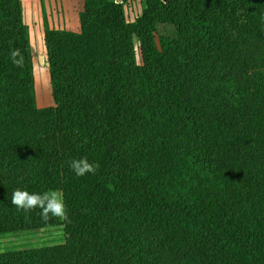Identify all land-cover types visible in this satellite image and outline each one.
Listing matches in <instances>:
<instances>
[{
	"label": "trees",
	"instance_id": "obj_1",
	"mask_svg": "<svg viewBox=\"0 0 264 264\" xmlns=\"http://www.w3.org/2000/svg\"><path fill=\"white\" fill-rule=\"evenodd\" d=\"M127 1L83 0L75 31L43 17L37 108L22 0H0V235L64 232L0 264H264V68L228 66L230 26L264 44V0H143L134 22ZM16 188L61 194L70 222Z\"/></svg>",
	"mask_w": 264,
	"mask_h": 264
},
{
	"label": "rangeland",
	"instance_id": "obj_2",
	"mask_svg": "<svg viewBox=\"0 0 264 264\" xmlns=\"http://www.w3.org/2000/svg\"><path fill=\"white\" fill-rule=\"evenodd\" d=\"M144 5L143 0H129L124 3L127 20L134 22L140 16ZM82 7L83 0H23L24 20L29 28L28 52L33 65L34 106L37 108L53 105L43 40V17H46L50 27L75 31L79 26L78 13ZM171 31L168 26L159 27L161 33L169 34ZM134 45L139 63L140 55L136 40ZM252 46L249 45L245 27H229V70L249 71L264 68V44ZM63 240L64 232L61 226L41 228L21 235L5 234L0 235V252L43 247L61 243Z\"/></svg>",
	"mask_w": 264,
	"mask_h": 264
},
{
	"label": "clouds",
	"instance_id": "obj_3",
	"mask_svg": "<svg viewBox=\"0 0 264 264\" xmlns=\"http://www.w3.org/2000/svg\"><path fill=\"white\" fill-rule=\"evenodd\" d=\"M19 55V49H16L11 53L13 63L17 66H20V61L16 59ZM69 167L77 176H84L88 173L94 174L99 168V165L90 162L87 157H80L78 159H72ZM11 203L25 213H30L37 208L40 209L39 214L45 222L52 217L70 222L62 196L55 191L37 193L29 192L24 188H16L12 192Z\"/></svg>",
	"mask_w": 264,
	"mask_h": 264
},
{
	"label": "crops",
	"instance_id": "obj_4",
	"mask_svg": "<svg viewBox=\"0 0 264 264\" xmlns=\"http://www.w3.org/2000/svg\"><path fill=\"white\" fill-rule=\"evenodd\" d=\"M29 1V0H28ZM22 5H23V0H22Z\"/></svg>",
	"mask_w": 264,
	"mask_h": 264
},
{
	"label": "water",
	"instance_id": "obj_5",
	"mask_svg": "<svg viewBox=\"0 0 264 264\" xmlns=\"http://www.w3.org/2000/svg\"><path fill=\"white\" fill-rule=\"evenodd\" d=\"M40 60H42V59H40ZM48 64V63H47Z\"/></svg>",
	"mask_w": 264,
	"mask_h": 264
}]
</instances>
